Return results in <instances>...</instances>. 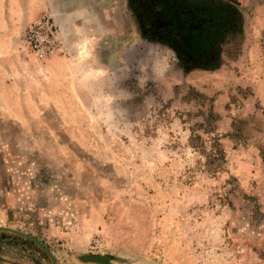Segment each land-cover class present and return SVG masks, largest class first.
<instances>
[{
    "label": "rangeland",
    "instance_id": "obj_1",
    "mask_svg": "<svg viewBox=\"0 0 264 264\" xmlns=\"http://www.w3.org/2000/svg\"><path fill=\"white\" fill-rule=\"evenodd\" d=\"M223 1L240 20L203 69L130 0H0V225L57 264H264V0ZM50 14L63 49L36 62L22 30ZM0 264L50 262L19 243Z\"/></svg>",
    "mask_w": 264,
    "mask_h": 264
},
{
    "label": "trees",
    "instance_id": "obj_2",
    "mask_svg": "<svg viewBox=\"0 0 264 264\" xmlns=\"http://www.w3.org/2000/svg\"><path fill=\"white\" fill-rule=\"evenodd\" d=\"M130 1L140 24L155 35L159 42L173 48L182 65L191 68H215L219 60L218 46L224 33L240 20L238 9L223 0ZM216 119L217 116H203V123L198 126L204 132H210V123ZM188 138L192 147L201 150L206 164L213 165L211 171L219 167L223 161V151L214 138L207 151L200 142V137L192 130ZM19 243L31 247L47 259L46 255L28 239L0 230V247ZM110 258L99 254L81 256L82 260H101L104 264Z\"/></svg>",
    "mask_w": 264,
    "mask_h": 264
},
{
    "label": "built area",
    "instance_id": "obj_3",
    "mask_svg": "<svg viewBox=\"0 0 264 264\" xmlns=\"http://www.w3.org/2000/svg\"><path fill=\"white\" fill-rule=\"evenodd\" d=\"M21 37L24 46L36 62H43L63 49L58 29L48 16H40L26 24ZM101 246L102 239L97 236L91 240L89 249H97Z\"/></svg>",
    "mask_w": 264,
    "mask_h": 264
},
{
    "label": "water",
    "instance_id": "obj_4",
    "mask_svg": "<svg viewBox=\"0 0 264 264\" xmlns=\"http://www.w3.org/2000/svg\"><path fill=\"white\" fill-rule=\"evenodd\" d=\"M0 230L9 231V232L15 233V234H17L19 236H22V237L28 239L29 241H31L37 248H39L46 255V257L49 260L50 264H57L52 252L49 249H47V247H45L41 242H39L35 237L31 236L30 234H27V233H25V232H23V231H21L19 229H16V228H13V227H9V226H4V225H0ZM100 256H102V255H100ZM97 261L102 262L101 260H97Z\"/></svg>",
    "mask_w": 264,
    "mask_h": 264
},
{
    "label": "crops",
    "instance_id": "obj_5",
    "mask_svg": "<svg viewBox=\"0 0 264 264\" xmlns=\"http://www.w3.org/2000/svg\"><path fill=\"white\" fill-rule=\"evenodd\" d=\"M50 15H51V14H50ZM50 15H49V17L52 18L53 24H54L55 26H56L57 24H58V25H62V22H61L60 20H57V19L54 18L52 15H51V16H50ZM58 25H57V26H58ZM58 35H59V38H60V36H61V35H60V32H58Z\"/></svg>",
    "mask_w": 264,
    "mask_h": 264
}]
</instances>
